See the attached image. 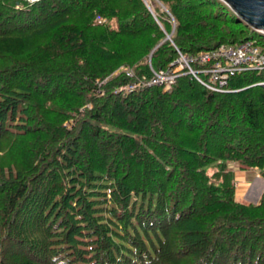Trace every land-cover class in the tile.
Listing matches in <instances>:
<instances>
[{
  "label": "trees",
  "instance_id": "trees-1",
  "mask_svg": "<svg viewBox=\"0 0 264 264\" xmlns=\"http://www.w3.org/2000/svg\"><path fill=\"white\" fill-rule=\"evenodd\" d=\"M147 1L0 0V264H264V191L236 199L229 166L264 178V69L137 84L264 34Z\"/></svg>",
  "mask_w": 264,
  "mask_h": 264
},
{
  "label": "built area",
  "instance_id": "built-area-1",
  "mask_svg": "<svg viewBox=\"0 0 264 264\" xmlns=\"http://www.w3.org/2000/svg\"><path fill=\"white\" fill-rule=\"evenodd\" d=\"M33 1V0H29ZM95 20H104L96 15ZM164 68L153 69L151 74L140 78L137 84H157L169 89L176 76L189 74L211 90H226L228 78L247 69H264V45L248 38L237 43H220L212 48L198 50L195 53H182ZM127 74H131L128 70ZM260 83H264L261 81ZM136 83L122 85L130 90Z\"/></svg>",
  "mask_w": 264,
  "mask_h": 264
},
{
  "label": "water",
  "instance_id": "water-1",
  "mask_svg": "<svg viewBox=\"0 0 264 264\" xmlns=\"http://www.w3.org/2000/svg\"><path fill=\"white\" fill-rule=\"evenodd\" d=\"M150 7L147 0H144ZM238 20L243 21L252 29L264 34V0H222ZM173 29V27H172ZM166 33L165 38H169L172 32Z\"/></svg>",
  "mask_w": 264,
  "mask_h": 264
},
{
  "label": "crops",
  "instance_id": "crops-1",
  "mask_svg": "<svg viewBox=\"0 0 264 264\" xmlns=\"http://www.w3.org/2000/svg\"><path fill=\"white\" fill-rule=\"evenodd\" d=\"M253 169L255 170L254 175H250V178L247 179L246 169L239 168V166L235 162L232 163L235 193L237 195L239 193L242 194L240 197L241 199H238L239 201L248 202L249 200L248 195L250 194L249 192L251 191L253 182H254V185L256 184L255 187L257 190H259V193L260 192L262 193L264 191V178L260 176L256 168H253ZM246 195H247V199H245Z\"/></svg>",
  "mask_w": 264,
  "mask_h": 264
},
{
  "label": "rangeland",
  "instance_id": "rangeland-1",
  "mask_svg": "<svg viewBox=\"0 0 264 264\" xmlns=\"http://www.w3.org/2000/svg\"><path fill=\"white\" fill-rule=\"evenodd\" d=\"M232 163L233 162H230L229 163V166L232 168ZM246 172H247V179H249L250 178V175H254V173H255V170L253 169V168H247L246 169ZM253 182V181H252ZM256 184L254 185V182L252 183V187H251V191L249 192L250 194L248 195V201H252V202H256L258 199H259V196L261 195V192L259 193V190H257L256 189ZM258 191V192H257ZM235 197L237 198V199H241L240 197H241V195L242 194H236L235 193ZM245 199H247V195H246V197H245Z\"/></svg>",
  "mask_w": 264,
  "mask_h": 264
},
{
  "label": "bare ground",
  "instance_id": "bare-ground-1",
  "mask_svg": "<svg viewBox=\"0 0 264 264\" xmlns=\"http://www.w3.org/2000/svg\"><path fill=\"white\" fill-rule=\"evenodd\" d=\"M178 52V51H177Z\"/></svg>",
  "mask_w": 264,
  "mask_h": 264
}]
</instances>
